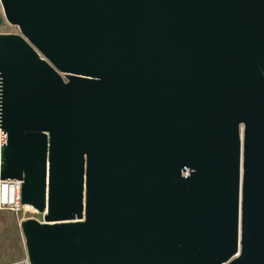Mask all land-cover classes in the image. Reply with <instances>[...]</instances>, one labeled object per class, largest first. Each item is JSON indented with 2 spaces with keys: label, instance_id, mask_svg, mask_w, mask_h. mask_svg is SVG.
I'll use <instances>...</instances> for the list:
<instances>
[{
  "label": "water",
  "instance_id": "1",
  "mask_svg": "<svg viewBox=\"0 0 264 264\" xmlns=\"http://www.w3.org/2000/svg\"><path fill=\"white\" fill-rule=\"evenodd\" d=\"M0 1L30 264H264V0Z\"/></svg>",
  "mask_w": 264,
  "mask_h": 264
},
{
  "label": "rangeland",
  "instance_id": "2",
  "mask_svg": "<svg viewBox=\"0 0 264 264\" xmlns=\"http://www.w3.org/2000/svg\"><path fill=\"white\" fill-rule=\"evenodd\" d=\"M0 15L4 18L3 24L0 25V34L21 33L18 26L6 20L1 1ZM26 258L25 240L16 216L11 212L0 210V264H24Z\"/></svg>",
  "mask_w": 264,
  "mask_h": 264
},
{
  "label": "built area",
  "instance_id": "3",
  "mask_svg": "<svg viewBox=\"0 0 264 264\" xmlns=\"http://www.w3.org/2000/svg\"><path fill=\"white\" fill-rule=\"evenodd\" d=\"M0 177H1V134H0ZM22 180L19 179H0V210L11 212L16 216L18 224L26 218H36L39 221L44 220L45 213H39L36 209H30L21 204ZM29 214L28 216H25ZM24 264H30L28 257Z\"/></svg>",
  "mask_w": 264,
  "mask_h": 264
}]
</instances>
